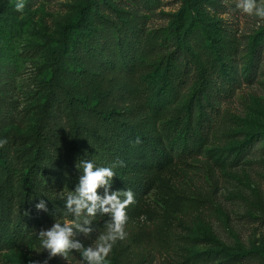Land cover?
Wrapping results in <instances>:
<instances>
[{"label": "trees", "instance_id": "16d2710c", "mask_svg": "<svg viewBox=\"0 0 264 264\" xmlns=\"http://www.w3.org/2000/svg\"><path fill=\"white\" fill-rule=\"evenodd\" d=\"M134 1L120 7L112 0H83L58 44L45 52L48 76L30 131L10 128L13 116L0 109V139L8 140L0 148V255L20 250L26 252L23 264H29L31 254L43 251L38 232L73 219L64 214L61 194L74 190L82 159L103 167L117 164L112 190L130 189L135 198L126 209L125 228L146 218L130 230L135 245L174 249L177 222L207 202L188 193L180 175L202 157L215 170L245 163L257 140H264L261 128L238 143L212 147L222 101L239 87L242 57L245 71L253 70L264 32L243 56L230 31L205 13L217 6L215 0H184L168 24L156 27L148 25L143 12L153 0ZM11 6L2 4L0 13ZM208 19L218 34H212ZM114 30L111 42L102 43L105 33ZM2 50L0 45V74L6 66ZM67 75L83 87H75ZM41 199L48 212L35 208ZM109 219L98 214L93 234L103 231ZM257 252L222 249L212 255L220 259L216 264H235ZM202 259L203 254H192L181 264Z\"/></svg>", "mask_w": 264, "mask_h": 264}, {"label": "rangeland", "instance_id": "374dc122", "mask_svg": "<svg viewBox=\"0 0 264 264\" xmlns=\"http://www.w3.org/2000/svg\"><path fill=\"white\" fill-rule=\"evenodd\" d=\"M112 1L120 7L136 4L134 0ZM183 1L153 0L152 7L146 9L142 4L148 25L168 24L183 7ZM215 1L217 6L208 7L205 13L230 31L244 56L253 38L264 32V21L237 10L236 0ZM10 2L12 6L5 7L0 13V45L6 64L5 71L0 74V109L13 116L10 128L26 133L34 125L42 82L48 76L45 52L58 44L61 31L79 13L83 0H24L22 12L15 9L17 0H0V6ZM257 4L264 5V0H257ZM211 19H208L211 22L209 28L216 35L218 29ZM98 26L100 30L104 28L101 23ZM116 34V30L106 32L102 43L111 42ZM242 61L239 87L232 97H225L222 101L217 121L218 136L212 147L220 143H238L264 128V45L261 55L254 59L255 65L250 73L244 69L245 57ZM66 65H70L69 61ZM66 80L75 87H83L75 76L67 75ZM263 146L264 140H257L248 161L225 170L209 169L206 158L202 157V161L181 174L179 180L188 193L204 197L207 202L177 222L174 249L144 250L135 245L130 230H137L146 223L143 218L136 227L125 228L127 237L114 246L108 258L110 264H181L192 254H203L205 259L199 264H216L220 259L213 257L212 253L222 249L234 254L259 251L260 254L242 257L235 264H264ZM97 235L95 232L88 238L83 235L76 238L87 246ZM31 255L41 264L46 259L44 250ZM25 256L26 252L20 250L5 251L0 255V264H23ZM53 263L82 264V259L80 254L68 256L67 260L56 256Z\"/></svg>", "mask_w": 264, "mask_h": 264}, {"label": "clouds", "instance_id": "9594fccd", "mask_svg": "<svg viewBox=\"0 0 264 264\" xmlns=\"http://www.w3.org/2000/svg\"><path fill=\"white\" fill-rule=\"evenodd\" d=\"M24 7V0H17L16 11L22 12ZM235 7L244 14L264 21V5H258L257 0H236ZM139 142L137 140V143ZM7 143V139H0V148ZM118 163L122 164V162ZM116 166L117 164L111 167L97 166L93 161L86 159L76 164V168L81 172L78 183L74 190L61 194L64 214H71L73 219L64 223L55 221L50 228L38 232L40 247L48 253L42 264H49V260L56 256L67 260L70 252L79 253L82 264H110L108 258L114 246L127 237L126 209L135 203L132 190H112L113 178L116 176L113 169ZM101 189L103 194L100 192ZM35 208L48 212L47 204L43 199L35 205ZM98 214L109 216L110 219L105 222L103 231L98 233L94 242L85 246L76 237L82 234L88 238L96 231L92 225ZM29 264H41V262L33 260Z\"/></svg>", "mask_w": 264, "mask_h": 264}]
</instances>
